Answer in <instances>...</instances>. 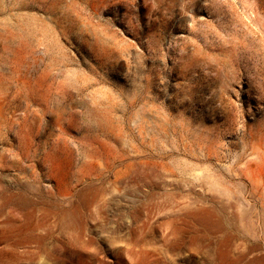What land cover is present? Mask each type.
I'll return each instance as SVG.
<instances>
[{"label":"rangeland","instance_id":"374dc122","mask_svg":"<svg viewBox=\"0 0 264 264\" xmlns=\"http://www.w3.org/2000/svg\"><path fill=\"white\" fill-rule=\"evenodd\" d=\"M0 264H264V0H0Z\"/></svg>","mask_w":264,"mask_h":264}]
</instances>
